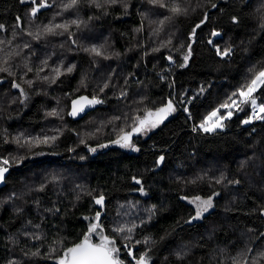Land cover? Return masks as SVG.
<instances>
[{
	"label": "trees",
	"instance_id": "obj_1",
	"mask_svg": "<svg viewBox=\"0 0 264 264\" xmlns=\"http://www.w3.org/2000/svg\"><path fill=\"white\" fill-rule=\"evenodd\" d=\"M47 2L33 17L32 0H0V162L14 167L0 189V264H55L97 212L123 264L145 253L150 264H264V119L244 123L253 109L241 104L224 130L199 127L264 69V0H165L187 9L179 16L149 0ZM84 94L103 103L75 121ZM254 96L264 104V88ZM169 100L175 111L133 136L136 150L114 143ZM196 197L213 199L200 219Z\"/></svg>",
	"mask_w": 264,
	"mask_h": 264
},
{
	"label": "snow or ice",
	"instance_id": "obj_2",
	"mask_svg": "<svg viewBox=\"0 0 264 264\" xmlns=\"http://www.w3.org/2000/svg\"><path fill=\"white\" fill-rule=\"evenodd\" d=\"M21 2H24V0H21ZM89 2L91 4H94L97 8L102 7L98 0H89ZM117 2L118 0H105V3L108 4H115ZM149 2L153 4V6L158 5L160 8L166 9L168 12L172 13L173 16L183 15L187 12V9L181 8L179 4L169 5L165 2V0H149ZM32 3L36 4V0H32ZM79 3L80 0H71V2L69 4L64 5V7L65 9L73 8ZM50 6L51 5L47 2V0H40V3L36 5V7H33L31 9V15L35 17L37 12L41 8H46ZM213 7H215V5H213ZM165 19H171V17H165ZM71 23L76 24L77 27H79L77 21L73 20ZM160 23L163 24L164 21L162 20L160 21ZM68 27V24H56L54 26V28L64 29L65 31L68 30ZM199 27L200 25L197 24L196 28ZM3 28L4 26L0 25V30H2ZM54 28L52 26H49L46 27L44 31L47 33H54ZM192 35L195 36V28L193 29ZM213 35H219V33L214 32ZM0 43H2V41H0ZM209 43H211V41H209ZM91 51L94 52L97 56L101 55L100 51L96 48L91 49ZM229 52L230 49L226 50L223 53H221L220 49H217V54L228 55ZM189 55H186L184 57L185 61L188 60ZM5 63H7V61H5ZM0 71H8V69L0 67ZM29 71H31V69H29ZM55 71L59 72V69H56ZM68 71L71 72L72 68H68ZM14 86L19 87V85ZM104 87H107V84H105ZM261 88H264V69L255 72L253 76L248 80V82L239 88L238 93L234 92L232 96L228 97V99L220 105V108L216 109L208 117L205 118V121L201 123L199 127L205 132H213L216 130V128H223V121L226 119H230L233 115L231 109L235 107L238 110H242L240 109L241 104H250L253 109V116L245 120L244 123H251L252 119H264V104H261L258 107L256 98L254 96V94ZM233 97L238 98L233 99ZM81 99L84 100L88 105L103 103V100L97 98L96 96H93L91 100H89L87 97H82ZM77 105H79V107H77ZM220 109L227 110L226 114H218L220 113ZM83 110V104H80L79 101H73V110L71 115L75 116ZM174 111L175 108L171 100H169L165 106L160 107L155 111H147L142 118H136L135 127L132 128L131 132H122V134L116 141H114V143L119 144L120 147L133 148V150H136L131 140L132 135L145 132L150 128H155L156 126H158L159 123L166 119L169 114ZM210 121L211 123H209ZM49 139L54 141L56 137L45 138L43 141L40 142L47 143ZM27 143L29 146L33 144V142L31 141ZM102 147H106V145H102ZM160 160H163V157H161ZM9 163V160L7 159H4L2 162H0V164L4 166L9 165ZM4 166H0V181H3L4 174L8 171V168ZM236 182L239 183V181ZM137 183H139V181H137ZM197 201L199 202L197 203ZM103 202V196H100L98 199L95 200V203L101 206L103 205ZM192 202L196 203V215L193 217V219L200 218L202 213L207 211V209L212 206L211 198L207 200H200L199 197H196L195 200ZM93 219L97 221V223L90 224L87 232L84 234L82 240L79 243H75L72 247L66 248L63 251L62 255H60L59 257H55V264H123V261H121L118 257L119 249L114 246V239H111L108 236L101 235L99 243L92 242L93 235L96 234L98 231L102 232V227L98 223V221L100 220V213L97 212ZM115 231L123 232L124 229L117 228L115 229ZM128 231H131V229H128ZM52 251L55 252L56 250L53 249ZM33 255H37V253H33ZM128 255L132 256L133 253L129 251ZM148 262L149 257L147 256V253H145L144 255H141L139 256V258L136 259L135 264H148ZM234 264H239V262L234 260ZM243 264H247V262L244 261Z\"/></svg>",
	"mask_w": 264,
	"mask_h": 264
},
{
	"label": "water",
	"instance_id": "obj_3",
	"mask_svg": "<svg viewBox=\"0 0 264 264\" xmlns=\"http://www.w3.org/2000/svg\"><path fill=\"white\" fill-rule=\"evenodd\" d=\"M50 4V3H49ZM50 7H46V8H41L39 11H43V10H47L53 7V4H50ZM36 7V4H35ZM82 97H87L89 100H91L93 97L89 96V95H79L75 98L72 99L71 104H70V110H69V117L75 121H78L82 118H84L86 115H88L90 112L95 111L97 108H99L101 106L100 104H95V105H88L84 100H82ZM73 101H79L80 104L84 105V110L82 112H79L77 115L73 116L71 115L72 110H73ZM77 107H79V105H77ZM8 168V171L4 174V179L3 181H0V189L3 188L6 185V180L9 176V174L11 173V171L14 169L13 167L7 165L4 166ZM93 243H95L94 241H92Z\"/></svg>",
	"mask_w": 264,
	"mask_h": 264
},
{
	"label": "rangeland",
	"instance_id": "obj_4",
	"mask_svg": "<svg viewBox=\"0 0 264 264\" xmlns=\"http://www.w3.org/2000/svg\"><path fill=\"white\" fill-rule=\"evenodd\" d=\"M256 101H257V100H256ZM257 105H258V107H259V105H261V104L257 101ZM233 109H235V107H233V108L231 109V111H232ZM257 110H258V108H257ZM218 114H220V113H218ZM170 115H171V114H169L168 116H170ZM168 116H167V117H168ZM168 118H169V117H168ZM164 120H165V119H164ZM209 123H211V121H210ZM160 124H161V123H159L158 126H159ZM223 125H224V121H223ZM158 126H156V127H158ZM156 127H155V128H156ZM155 128H150L149 130H147V131H145V132H142V133H139V134H134V136H138V135L146 136V135H148L151 131H153ZM224 129H225V126H223V128H216L215 131H221V130H224ZM202 131H203V129H202ZM215 131H213V132H215ZM131 139H133V136L131 137ZM9 166H11V165H9ZM11 167H12V166H11ZM13 168H14V167H13ZM194 200H195V198L187 199V201H188L190 204H192V205L196 208V203H193V202H192V201H194ZM200 200H207V199H205V198H200ZM211 200H212V206H211L210 208H208L207 211L203 212L202 215L200 216V218H202L204 215H206L208 212H210V211L213 209V199L211 198ZM198 202H199V201H197V203H198ZM93 218H94V217H93ZM93 218L90 219V223H91V224H92V223H96V221H95ZM200 218H198V219H200ZM101 235L106 236V235L104 234V232H103V229H102V232H101V231H98L96 234H94L92 238H94V239L97 241V243H99V242H100ZM148 264H150V260H149Z\"/></svg>",
	"mask_w": 264,
	"mask_h": 264
},
{
	"label": "built area",
	"instance_id": "obj_5",
	"mask_svg": "<svg viewBox=\"0 0 264 264\" xmlns=\"http://www.w3.org/2000/svg\"><path fill=\"white\" fill-rule=\"evenodd\" d=\"M258 111V110H257ZM192 129H193V131H194V133H197L198 132V129L195 127H192ZM195 129V130H194Z\"/></svg>",
	"mask_w": 264,
	"mask_h": 264
},
{
	"label": "flooded vegetation",
	"instance_id": "obj_6",
	"mask_svg": "<svg viewBox=\"0 0 264 264\" xmlns=\"http://www.w3.org/2000/svg\"><path fill=\"white\" fill-rule=\"evenodd\" d=\"M132 136H134V134Z\"/></svg>",
	"mask_w": 264,
	"mask_h": 264
}]
</instances>
